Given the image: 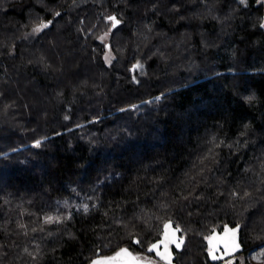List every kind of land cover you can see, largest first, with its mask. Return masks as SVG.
Instances as JSON below:
<instances>
[{
    "label": "trees",
    "instance_id": "1",
    "mask_svg": "<svg viewBox=\"0 0 264 264\" xmlns=\"http://www.w3.org/2000/svg\"><path fill=\"white\" fill-rule=\"evenodd\" d=\"M80 1L0 0V264L147 259L166 224L174 264L237 227L264 264V2Z\"/></svg>",
    "mask_w": 264,
    "mask_h": 264
},
{
    "label": "flooded vegetation",
    "instance_id": "2",
    "mask_svg": "<svg viewBox=\"0 0 264 264\" xmlns=\"http://www.w3.org/2000/svg\"><path fill=\"white\" fill-rule=\"evenodd\" d=\"M232 229V228H231ZM229 229L224 230L223 232H216V236H212L209 245H210V264H262L260 260L257 262H252V255L256 251V249L252 250L248 254L244 253L243 248L239 245L238 247L233 249V235L232 232L228 231ZM225 233V237L219 236L220 234ZM171 238H169L170 240ZM181 239V237H180ZM229 241V244L227 242ZM236 241V240H235ZM211 242V244H210ZM165 243L168 244V247L172 245V249L174 251L173 257H171L172 264L175 261V254L177 250H180L183 247V244L180 248H177L174 243H170L163 238L159 243L155 245H159L158 250L149 251V255L147 256V260L152 262L153 264H167V261L161 259L159 253L165 252ZM152 248V247H151ZM233 249V250H230ZM213 254L216 256V259H213Z\"/></svg>",
    "mask_w": 264,
    "mask_h": 264
},
{
    "label": "snow or ice",
    "instance_id": "3",
    "mask_svg": "<svg viewBox=\"0 0 264 264\" xmlns=\"http://www.w3.org/2000/svg\"><path fill=\"white\" fill-rule=\"evenodd\" d=\"M241 3H246V0H241ZM57 15H59V13H57ZM108 19L112 22V26L113 27H115L116 25H118L120 23V21L114 16L109 17ZM262 26H264V25H262ZM46 27H48V25L47 24H43L40 27H38L36 29H33V31L37 32V31L42 30V28H46ZM106 37H107V33L105 34V37H102L101 39H105ZM105 59L108 60L109 63H110V57H105ZM135 67L136 68H142V65L137 64ZM52 219H53L52 217L48 218L49 221H51ZM165 228L166 229H170L171 228V224H166ZM179 231H180L179 227H176L174 230H172L171 239L170 240H169V233L167 231L165 233L166 241H168L170 243H174L177 248H180L182 246V244L184 243V241L182 239L176 237V235H175V233L179 232ZM228 231L232 232V235H233V249H234V248L238 247V245L235 244V234H236L237 231H239V228L237 227L236 229H229ZM158 248H159V245H153L152 248L149 249V251L158 250ZM233 249H230V250H233ZM121 255H129L130 256L131 254L128 253L127 249H122L120 253H117V256H121ZM158 255L161 256V259L166 260L167 264H172L171 253L168 252V244L167 243H165V252L164 253H159L158 252ZM114 259H116V257L107 258L106 260H97V261H94L93 264H108V260H114ZM213 259H216V256L214 254H213Z\"/></svg>",
    "mask_w": 264,
    "mask_h": 264
},
{
    "label": "water",
    "instance_id": "4",
    "mask_svg": "<svg viewBox=\"0 0 264 264\" xmlns=\"http://www.w3.org/2000/svg\"><path fill=\"white\" fill-rule=\"evenodd\" d=\"M112 16H114V17H116L117 18V16L116 15H112ZM111 16V17H112ZM118 19V18H117ZM119 20V19H118ZM120 21V20H119ZM120 24V23H119ZM118 24V25H119ZM118 25H116L115 27H117ZM115 27H113V28H115ZM108 47H110L109 45H108ZM138 64V63H137ZM137 64H135L134 66H133V68H132V71L134 72V71H136L138 68H136L135 66L137 65ZM134 80L136 81V77L134 76ZM228 229H231V228H228ZM172 230H174V228L171 226V228L170 229H165V233H166V231L169 233V238H171V232H172ZM225 233L226 232H224L223 234H220L219 236H221V237H225ZM175 235H176V237H178V238H180V235H179V232H176L175 233ZM236 235H237V238L235 239L236 241H235V244H239L240 245V243H239V239H238V231L236 232ZM214 236H216V234H214ZM163 238H165V234H164V236H163ZM183 240V239H182ZM136 243H137V241H136ZM210 244H211V242H210ZM227 244H229V241L227 242ZM172 245H170L169 247H168V252H170L171 253V257H173V255H174V251H173V249H172ZM122 249H127L128 250V253H130L131 255L129 256V255H121V256H117V253H120L121 252V250ZM112 257H116V259H114V260H108V264H153L152 262H150V261H148L147 259H145V258H142V257H139L137 254H135L129 247H123V248H121L120 250H118L116 253H114V254H112V255H107V256H98V257H96V258H94L92 261H91V263L90 264H93V262L94 261H97V260H106L107 258H112Z\"/></svg>",
    "mask_w": 264,
    "mask_h": 264
},
{
    "label": "rangeland",
    "instance_id": "5",
    "mask_svg": "<svg viewBox=\"0 0 264 264\" xmlns=\"http://www.w3.org/2000/svg\"><path fill=\"white\" fill-rule=\"evenodd\" d=\"M91 1H96V0H81L80 2L81 3H87V2H91ZM250 2V0H246V3L245 4H248ZM259 2H264V0H259ZM43 24H45V23H43ZM42 24V25H43ZM40 27V26H39ZM38 28V27H37ZM36 29V28H35ZM42 30H44V28H42ZM42 30H40V31H37V32H35V34H38V33H41L42 32ZM102 37H105V34L102 36ZM109 39H110V33H107V37L105 38V39H102L103 41H105V42H107L108 43V45L110 46V43H109ZM108 49H110V47H108ZM113 52H111V51H108V52H106L105 53V57H110V62H112L113 61ZM108 61V60H107ZM109 62V61H108ZM141 72H143V68H138L136 71H135V74L133 75V77L135 76L136 77V80H138L139 79V75H141ZM237 238V235L235 234V239ZM263 252V251H262ZM261 255H262V253L261 254H258V253H254L253 255H252V262L254 263V262H257L259 259H260V257H261Z\"/></svg>",
    "mask_w": 264,
    "mask_h": 264
},
{
    "label": "bare ground",
    "instance_id": "6",
    "mask_svg": "<svg viewBox=\"0 0 264 264\" xmlns=\"http://www.w3.org/2000/svg\"><path fill=\"white\" fill-rule=\"evenodd\" d=\"M11 4H12V3H11ZM74 5H75V4H74ZM177 6H178V5H177ZM71 7H73V6H71ZM79 8H82V7H79ZM79 8H78V9H79ZM73 9H74V8H73ZM73 9H72V10H73ZM78 9L76 8V10H78ZM108 18H109V17H108ZM109 21H110V20H109ZM67 25H68V24H67ZM63 28H64V27H63ZM254 28H255V27H254ZM254 28H253V29H254ZM82 29H83V28H82ZM255 30H256V29H255ZM254 32H255V31H254ZM73 33H74V31H73ZM60 38H61V36H60ZM63 39H64V37H63ZM65 40H66V39H65ZM74 40H75V39H74ZM77 40H78V39H77ZM75 41H76V40H75ZM60 42H61V40H60ZM78 42H79V41H78ZM75 44H76V42H75ZM73 45H74V44H73ZM62 47H63V46H62ZM75 49H77V48H75ZM48 78H49V77H48ZM49 79H50V78H49ZM108 81H109V80H108ZM121 92H122V91H121ZM127 96H128V95H127ZM41 103H42V101H41ZM40 106L42 107L41 104H40ZM250 231H251V230H250ZM253 232H254V231H253Z\"/></svg>",
    "mask_w": 264,
    "mask_h": 264
}]
</instances>
